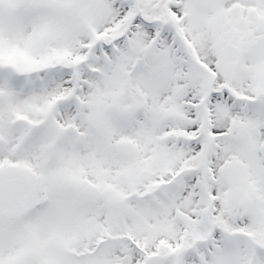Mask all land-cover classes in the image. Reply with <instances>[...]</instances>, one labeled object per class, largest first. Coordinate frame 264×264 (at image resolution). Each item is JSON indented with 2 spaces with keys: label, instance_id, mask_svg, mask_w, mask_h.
Returning <instances> with one entry per match:
<instances>
[{
  "label": "snow or ice",
  "instance_id": "1",
  "mask_svg": "<svg viewBox=\"0 0 264 264\" xmlns=\"http://www.w3.org/2000/svg\"><path fill=\"white\" fill-rule=\"evenodd\" d=\"M0 264H264V0H0Z\"/></svg>",
  "mask_w": 264,
  "mask_h": 264
}]
</instances>
